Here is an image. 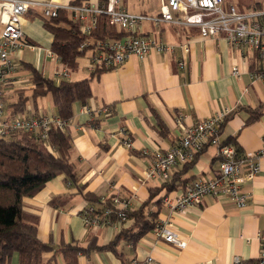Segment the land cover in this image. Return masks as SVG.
<instances>
[{"label": "crops", "instance_id": "crops-1", "mask_svg": "<svg viewBox=\"0 0 264 264\" xmlns=\"http://www.w3.org/2000/svg\"><path fill=\"white\" fill-rule=\"evenodd\" d=\"M20 27L34 49L17 53L15 60L20 67L8 82L5 107L15 101V89L31 87L30 74L23 69V64L35 67L52 79L55 70L63 68L45 56L52 36L40 18L24 15ZM140 28L144 34L158 35L165 44L176 47L175 51L152 53L142 61L131 58L116 70L95 75L88 70L87 57L78 58L75 70L68 69L67 80L90 79L92 92L86 107L78 103L73 106V117L66 126L72 140L71 161L78 181L71 184L60 175L33 197L23 200L24 212L39 220L37 240L53 249L43 254V261L54 256V264H66L63 257L55 253L62 245L75 244L85 250L94 240L97 246L104 247L121 229L132 225L133 220L129 219L123 224L113 222L98 229H85L83 213L88 204L83 194L93 193L106 200L119 196L130 200L129 211L139 209L149 198L150 190L161 186L155 180L146 181L145 172L152 155L169 151L181 136L179 116L184 126H191L225 112L221 141L232 137L240 156L254 154L264 143V82L251 81L247 75L255 69L250 52L245 64L241 57L243 50L229 46L222 34L201 38L196 29L169 25L163 26L157 34L149 23ZM181 45L188 47L184 70L177 67ZM233 66L240 70L238 77L231 74ZM103 108H109V116L87 112V109L93 113ZM257 109L261 110V115L247 122L251 112ZM9 112L5 109L6 116L13 118ZM19 116L56 117L57 114L48 95L38 99L36 105L27 103L24 115ZM120 129H125L131 138L132 148L122 146ZM143 151L148 155L144 156ZM182 169L173 173L177 182L187 184L212 176L218 169L215 147H208L186 172L181 173ZM182 188L179 186L172 193ZM242 190L251 195L243 208L236 207L225 196H208L186 213L173 217V231L186 242L185 249L159 241L151 230L133 246L121 241L117 245L118 255L107 250H92L78 254L76 264H143L147 258H151L153 264H231L235 258L242 264L254 263L260 256L264 237V176L258 175L251 183L244 184ZM164 193L161 191L150 205L153 211L158 210L157 217L164 214V209L161 205L154 206L153 202ZM55 197L62 201L53 207L50 202ZM16 263L15 254L11 264Z\"/></svg>", "mask_w": 264, "mask_h": 264}, {"label": "built area", "instance_id": "built-area-1", "mask_svg": "<svg viewBox=\"0 0 264 264\" xmlns=\"http://www.w3.org/2000/svg\"><path fill=\"white\" fill-rule=\"evenodd\" d=\"M65 11L68 19L80 25L84 38L78 51L87 53L88 70L91 74L116 70L131 58L140 61L152 53H172L176 47L165 44L158 35L140 32L142 24L152 25L154 32L160 34L163 26L196 29L201 38H215L224 35L231 47L240 48L241 57L248 64V54L254 57L255 69L247 73L251 81L264 82V6L262 9L248 8L240 10L225 0H160L159 13L155 16L135 14L127 11L122 0H82L72 4L70 0H0V137L8 136L13 130L29 132L40 139L53 125L65 129L67 123L56 117L37 116L8 118L4 109V95L10 77L17 71L16 55L23 49H34L29 44L20 27L21 18L30 14L33 18H56L59 11ZM105 16L110 26L124 33L121 38H96L92 34L98 25V18ZM180 57L177 61L179 70H184L187 63L188 47L181 45ZM45 56L61 65L59 57L46 50ZM55 70L53 79L57 82L67 80L68 69ZM231 74L240 75L238 66H233ZM89 114L110 115L109 108ZM225 112L208 117L191 126H184L182 117H178L181 136L167 152L157 151L152 155L150 167L144 179L155 180L161 185L168 183L175 170L191 163L197 155L208 147H215L218 169L208 178H199L185 184L184 188L173 194L161 195V207L164 214L157 217L152 229L155 237L164 243L173 244L185 249L186 242L180 240L173 231V217L186 213L197 206L205 197L225 196L238 208L246 206L251 195L242 190V186L251 183L258 175L264 176V143L254 154L238 156L231 144L221 141V126L225 120ZM122 146L132 148V140L125 129H120ZM147 156L148 152L143 151ZM106 199H101L104 202ZM109 207L98 212L94 206L88 205L83 213V223L87 230L112 225L113 222L125 223L129 219L130 200L119 196L108 199ZM264 211V208H263ZM117 220L111 221L110 216ZM143 264H153L147 258ZM231 264H242L235 258ZM264 264V237L261 238L260 256L254 263Z\"/></svg>", "mask_w": 264, "mask_h": 264}, {"label": "trees", "instance_id": "trees-1", "mask_svg": "<svg viewBox=\"0 0 264 264\" xmlns=\"http://www.w3.org/2000/svg\"><path fill=\"white\" fill-rule=\"evenodd\" d=\"M70 1L72 4H79L82 0ZM263 6L260 2H251L246 5L247 8L253 9H262ZM98 19V25L92 34L94 37L118 39L124 35L110 26L105 16ZM41 21L43 27L52 36L50 47L52 53L59 57L61 65L65 68L75 70L77 60L82 55L78 47L84 40L80 25L69 20L67 13L63 10L59 11L56 18L41 19ZM18 66L20 67V64ZM23 69L30 74L31 87L28 90L15 89L13 91L15 101L8 107H5L4 102V109H9V115H24L27 103L36 105L38 99L49 95L56 109V118L68 123L73 117V106L78 103L86 107L92 98L90 79L57 82L50 77H45L41 71L29 64H23ZM261 113L260 109L251 112L252 116L247 122L256 119ZM223 143L233 145L237 157L240 156V149L232 137ZM72 149V140L66 128L60 129L53 125L47 131L45 139L22 130H13L8 136L0 137V264H11L15 254L17 255L16 264H54V256L47 261L42 260L43 254L53 249L49 244H43L37 240L39 220L24 212L23 200L33 197L48 182L60 175H64L71 184L77 183V170L71 161ZM196 158L184 165L181 173L192 167ZM177 179L175 175H172L168 183L150 190L149 198L139 209L126 212L127 218L133 220L132 225L121 229L108 245L99 247L94 240H91L85 250L78 245L67 244L62 245L55 253L60 254L66 264H76V257L81 253L107 250L118 255L117 245L121 241L133 246L155 226L158 210L153 211L150 205L156 196L161 191L170 193L177 190L179 186L184 188L186 181L177 182ZM83 198L98 212L109 207L110 204L108 200L102 202L89 192L83 194ZM60 201H62L61 198L55 197L50 204L56 207ZM153 205L160 206V198L156 199ZM110 219L116 221L117 217L111 215Z\"/></svg>", "mask_w": 264, "mask_h": 264}, {"label": "rangeland", "instance_id": "rangeland-1", "mask_svg": "<svg viewBox=\"0 0 264 264\" xmlns=\"http://www.w3.org/2000/svg\"><path fill=\"white\" fill-rule=\"evenodd\" d=\"M260 4L264 5V0H258ZM228 4H232L238 9H248L245 5L253 2V0H226ZM124 7L128 11L133 13L145 12L148 15H155L157 11L159 12L160 0H122ZM87 53L81 58H86Z\"/></svg>", "mask_w": 264, "mask_h": 264}]
</instances>
